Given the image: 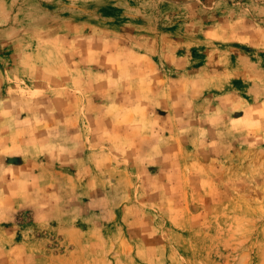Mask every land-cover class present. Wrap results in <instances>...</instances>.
<instances>
[{
    "label": "rangeland",
    "instance_id": "obj_1",
    "mask_svg": "<svg viewBox=\"0 0 264 264\" xmlns=\"http://www.w3.org/2000/svg\"><path fill=\"white\" fill-rule=\"evenodd\" d=\"M1 135L0 264H264V0H0Z\"/></svg>",
    "mask_w": 264,
    "mask_h": 264
},
{
    "label": "crops",
    "instance_id": "obj_2",
    "mask_svg": "<svg viewBox=\"0 0 264 264\" xmlns=\"http://www.w3.org/2000/svg\"><path fill=\"white\" fill-rule=\"evenodd\" d=\"M1 134H3V133H1ZM19 135H21V131L19 132ZM0 138L3 139V138H5V136L1 135Z\"/></svg>",
    "mask_w": 264,
    "mask_h": 264
}]
</instances>
